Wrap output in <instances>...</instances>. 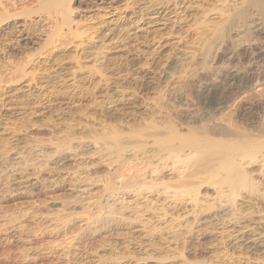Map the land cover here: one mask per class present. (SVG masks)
Returning a JSON list of instances; mask_svg holds the SVG:
<instances>
[{
    "label": "rangeland",
    "instance_id": "rangeland-1",
    "mask_svg": "<svg viewBox=\"0 0 264 264\" xmlns=\"http://www.w3.org/2000/svg\"><path fill=\"white\" fill-rule=\"evenodd\" d=\"M54 1L0 0V26L15 27L0 30V264H264V194L242 191L236 218L207 222L225 204L208 172L187 178L196 197L174 195L164 186L187 174L163 146L201 112L176 90L200 91L236 69L230 52L264 45L252 32L264 5L250 0L242 22V0H68L62 24ZM254 104L264 124V76L215 121L247 133L238 109ZM245 156L236 166L264 192V150Z\"/></svg>",
    "mask_w": 264,
    "mask_h": 264
},
{
    "label": "bare ground",
    "instance_id": "bare-ground-1",
    "mask_svg": "<svg viewBox=\"0 0 264 264\" xmlns=\"http://www.w3.org/2000/svg\"><path fill=\"white\" fill-rule=\"evenodd\" d=\"M84 1V3H96V1L93 0ZM99 1L104 2V0ZM242 1L243 9L235 15V18L232 19L233 21L243 19L244 16H246L245 11L251 6L250 0ZM67 2L68 0L54 1V4L61 6L58 14L64 16L62 24L68 20L69 9L64 6ZM259 4L264 5V0H260ZM4 23L5 21L0 26V30L2 31L15 28L13 24H8L3 28ZM260 24L261 23L255 25L253 27L255 29L252 32L257 35H264V26L262 27ZM242 29L244 30V28ZM12 32L13 31L9 32L10 36ZM228 55V64L236 67V69L234 68L232 71L221 73L218 81L212 83L211 80L210 82L206 80V76L203 77L207 82L202 86L203 88L200 87L202 88L200 91L195 92V87H193L192 83L194 81L191 79L186 80L182 84V87H180V90H176L174 101L176 104H185V100H187L189 95L195 94L197 97L198 109H200L201 112L200 115H197L198 118H194L190 120V122L198 129L192 127L190 129L191 132L185 137L179 136L176 131H169L166 133L168 140H166L164 142L165 145H163L166 156L174 161L173 164L178 163L185 167L182 173L187 174L185 181H183L184 179L182 178L183 180L178 181L172 186L165 185L164 188L166 190L173 189L174 195L179 194L182 196L184 192L194 191L193 183L189 182L187 179L189 176L198 177L203 172H208L207 176H205L206 178L201 177V179H207V182L214 186L217 195H219L220 199L224 200L223 202H225V204L222 205L223 208L220 212L210 217L207 222L216 220L222 221L220 222L222 224L236 218V209H234L232 204L234 200L241 195L242 191L247 193V197L251 194H264V192L259 189L257 182L248 178L246 170L241 168L240 164L237 166L235 164V159L237 157L245 156L257 150H259V152L264 150L263 121H261V125H257L260 120L261 107L254 104L246 108L242 107L238 109L239 124H243V126L249 128L247 133L244 134H240L234 129L233 123L216 122L214 116L217 110L227 105L233 95L244 90L247 86H250L255 80L259 81L263 78L264 69L261 68V66L264 64V45H259L257 42L251 44L244 43L238 50L232 51ZM246 60L247 63H243V61ZM242 64H246L244 65V69L242 66H237ZM182 110L183 109L179 106L174 107L172 116L175 120H180ZM204 122H208L209 124L204 125ZM212 135H220L221 137H227L229 139L215 140ZM259 137L261 138L259 139ZM176 142H178L177 145ZM120 144L121 142L118 139V149ZM254 155L255 153H251L249 156L245 157H249L251 160ZM161 164L163 167L169 165L168 162L165 161L161 162ZM173 164L171 163V165ZM175 168L177 171L182 170L180 166H175ZM123 171L127 172V175L132 176L131 172L133 170L131 167L128 166V168L123 169ZM134 174L137 176L138 173ZM120 175L121 174L118 172V179L121 178ZM119 184L125 187L128 185L123 180H119ZM195 192L196 190L193 196H195ZM172 197L174 196L172 195Z\"/></svg>",
    "mask_w": 264,
    "mask_h": 264
}]
</instances>
